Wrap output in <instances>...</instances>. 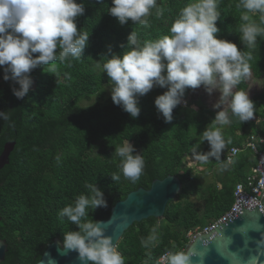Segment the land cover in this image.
<instances>
[{
    "label": "trees",
    "instance_id": "obj_1",
    "mask_svg": "<svg viewBox=\"0 0 264 264\" xmlns=\"http://www.w3.org/2000/svg\"><path fill=\"white\" fill-rule=\"evenodd\" d=\"M76 2L85 6L84 15L76 20L77 28L90 34L81 59L71 60V66L67 61L57 60L54 70H50L51 65L34 70L33 84L22 100H17L11 92V87L18 85L5 82L0 69V111L9 112L7 121L0 120V154L6 143H15L9 164L0 170V239L8 248L0 264H36L54 239L62 241L66 232L77 230L58 213L78 195L88 194L86 184H96L104 193L106 208L87 209L89 219L102 221L109 218L111 208L130 192L149 189L154 180L176 176L182 188L167 204L163 219L149 218L135 223L117 245L125 264L146 261L158 264L161 256L170 251L187 250L189 232L200 233L231 209L235 187L251 175L257 157L248 149H241L231 164L225 157L230 149L243 148L249 136L264 137V93L252 99L254 118L260 119L257 126L255 119L241 123L230 110L231 123L220 126L226 142L221 161L228 166L221 170L220 162L214 158L204 164L197 161L212 173L213 180L203 184L201 177L187 167L186 159L193 157L194 149L201 153L209 150L207 143L201 142V134L215 113L198 105L196 111L191 106H177L172 122L166 124L158 118L153 103L162 89L154 88L139 98L140 115L132 119L105 97L108 78L95 62H104L100 55L108 45L113 52L120 53L122 49L118 45L126 43L132 30L141 41L168 35L171 23L189 0H157L163 14L157 16L153 10L148 27L131 21L119 25L107 14L111 0ZM237 2L218 0L217 27L221 31L217 38L229 40L250 54V74L256 80L264 79V36L257 37L253 48L239 40L241 21ZM253 19L259 22L258 15ZM66 73L70 80L65 79ZM247 89L244 78L235 91ZM191 92L186 90V100ZM126 140L143 156L144 172L135 183L123 176L113 182L110 176L119 172V158L114 149ZM191 197L200 205L190 200ZM153 228L157 240L145 248L141 241Z\"/></svg>",
    "mask_w": 264,
    "mask_h": 264
},
{
    "label": "clouds",
    "instance_id": "obj_2",
    "mask_svg": "<svg viewBox=\"0 0 264 264\" xmlns=\"http://www.w3.org/2000/svg\"><path fill=\"white\" fill-rule=\"evenodd\" d=\"M111 5L107 14L121 26L131 21L148 27L153 10L157 16L163 14L157 0H111ZM217 6L218 0H189L171 23L168 35L141 41L132 30L126 43L118 45L122 49L120 53L113 52L108 45L106 52L100 55L104 62H95L108 78L107 89L113 105L132 119L140 115L139 98L154 88L166 89L153 101L158 118L166 124L172 122L177 106L189 107L186 90L202 88L210 97L218 94L212 104L214 118L201 134V142H206L209 150L201 153L194 149L192 156L201 164L214 158L223 170L228 165L221 161L226 142L220 126L231 123L229 112L223 106L227 104L231 114L244 123L254 118L255 104L249 92L234 91L242 79L250 75L251 55L242 52L235 43L217 38L221 31L217 27L220 20ZM236 8L241 21L239 40L253 48L257 37L264 36V0H238ZM84 12V3L76 0H0V69L5 82L18 85L11 87L17 100L27 96L33 84L31 73L37 68L51 65L50 70H54L57 60L67 61L71 66V60L82 58L90 34L78 30L76 20ZM254 15H258L259 22L253 19ZM65 79L70 80V75L66 73ZM191 110L196 111V106L192 105ZM8 119L9 112L0 111V120ZM114 152L119 158V172L113 173L111 180L118 182L123 176L132 183L138 181L145 167L140 152L129 140L117 146ZM231 163L229 160L228 164ZM85 188L87 195H78L58 213L77 230L64 234L57 251L76 253L79 264H125L112 238L105 235L102 222L88 218L87 209L107 207L103 191L96 184H86ZM203 230L192 233L196 237ZM156 240V228H153L141 243L148 248ZM190 255L170 251L165 256L166 264H189Z\"/></svg>",
    "mask_w": 264,
    "mask_h": 264
},
{
    "label": "water",
    "instance_id": "obj_3",
    "mask_svg": "<svg viewBox=\"0 0 264 264\" xmlns=\"http://www.w3.org/2000/svg\"><path fill=\"white\" fill-rule=\"evenodd\" d=\"M15 143H6L0 154V170L9 164V156ZM182 183L176 176L154 180L149 189L138 188L110 210V216L102 220L105 235L117 246L124 233L135 223L149 218L162 220L167 204L180 193ZM1 221V218H0ZM59 239L48 244L36 264H79L76 253L60 254ZM8 251L0 239V263ZM185 253H190L189 264H264V198L259 205L242 196L233 213L211 230L197 235Z\"/></svg>",
    "mask_w": 264,
    "mask_h": 264
},
{
    "label": "built area",
    "instance_id": "obj_4",
    "mask_svg": "<svg viewBox=\"0 0 264 264\" xmlns=\"http://www.w3.org/2000/svg\"><path fill=\"white\" fill-rule=\"evenodd\" d=\"M259 147L262 149L259 150ZM241 149H248L257 157V165L252 169L251 175L246 179L244 183L236 185L234 190V202L231 209L216 223L207 226L202 233L211 230L214 226L220 223L225 218L229 217L238 205V201L242 196L248 202L259 205L264 198V137L258 135H251L246 139L243 148H232L226 154V162L233 161L236 156L241 152ZM195 234L190 232L187 238L192 240ZM166 254L161 256L158 260V264H166Z\"/></svg>",
    "mask_w": 264,
    "mask_h": 264
},
{
    "label": "rangeland",
    "instance_id": "obj_5",
    "mask_svg": "<svg viewBox=\"0 0 264 264\" xmlns=\"http://www.w3.org/2000/svg\"><path fill=\"white\" fill-rule=\"evenodd\" d=\"M246 80V83L248 85V89L246 92H249V97L250 99L252 100L253 98L257 97L259 94L261 93H264V79H260V80H256L252 77V75L250 74L249 76H247L245 78ZM166 89H162V92L161 94H163V92L165 91ZM235 91V89H234ZM217 95L218 94H213L211 97L208 96L204 91L203 89H197L193 92L190 93V96L187 100L188 102V106H192V105H198V106H201V107H205L207 109H209L210 112H213V109H212V104L215 102L216 98H217ZM106 98H109L110 99V94H109V90L106 91V95H105ZM223 108L225 110H227L229 113H230V108L228 107L227 104H225L223 106ZM196 110H198V108L196 107ZM255 119V118H253ZM255 125L257 126L260 122V119H255ZM246 142V140H245ZM245 144V143H244ZM243 144V145H244ZM186 165L187 167H189L190 169H192L193 173L195 176H200V180L203 184H205L206 182H211L213 180V178L211 177V172H208L207 171V168L204 167V166H199L197 164V161H195L193 159V157H188L186 159ZM218 170V169H216ZM215 171V170H214ZM213 173H217V172H214ZM190 200L196 202V204L199 206L200 205V202L198 200H196L195 197H191Z\"/></svg>",
    "mask_w": 264,
    "mask_h": 264
}]
</instances>
